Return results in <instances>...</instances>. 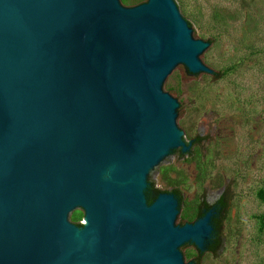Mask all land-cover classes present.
Wrapping results in <instances>:
<instances>
[{"label": "water", "instance_id": "obj_1", "mask_svg": "<svg viewBox=\"0 0 264 264\" xmlns=\"http://www.w3.org/2000/svg\"><path fill=\"white\" fill-rule=\"evenodd\" d=\"M209 54L173 0H0V264L207 252L212 208L180 226L173 194H145L190 148L167 86L185 68L214 76Z\"/></svg>", "mask_w": 264, "mask_h": 264}, {"label": "rangeland", "instance_id": "obj_2", "mask_svg": "<svg viewBox=\"0 0 264 264\" xmlns=\"http://www.w3.org/2000/svg\"><path fill=\"white\" fill-rule=\"evenodd\" d=\"M173 1L193 38L207 44L204 63L214 76L185 68L167 86L182 104L190 148L152 175L145 197L149 188L177 189L181 226L198 219L202 204L224 196L220 248L200 252L193 245L182 252L186 263L264 264V0ZM83 223L82 211L73 224Z\"/></svg>", "mask_w": 264, "mask_h": 264}, {"label": "trees", "instance_id": "obj_3", "mask_svg": "<svg viewBox=\"0 0 264 264\" xmlns=\"http://www.w3.org/2000/svg\"><path fill=\"white\" fill-rule=\"evenodd\" d=\"M128 0H123V2H127ZM132 2L134 4L137 5V3L139 4V0H132ZM168 89L170 90V87H168ZM149 192H150V196L147 197V203L150 204L153 202V200L157 197L158 194L160 193H170L173 194L174 197L180 201V194L179 191L177 189H173L169 192H160L157 189H150L149 188ZM264 198V195H263ZM213 209L215 211V215L212 217L211 219V225L213 227V231L211 234V237L206 245V250H208L209 252H216L220 246H221V240H220V234H219V230L221 227V220L224 216V213L226 211L227 208V201L225 199L224 196H221L213 205L209 206L206 204H202L199 213L197 214V218H200L204 215V213L206 211H208L209 209Z\"/></svg>", "mask_w": 264, "mask_h": 264}, {"label": "bare ground", "instance_id": "obj_4", "mask_svg": "<svg viewBox=\"0 0 264 264\" xmlns=\"http://www.w3.org/2000/svg\"><path fill=\"white\" fill-rule=\"evenodd\" d=\"M86 223V222H85Z\"/></svg>", "mask_w": 264, "mask_h": 264}]
</instances>
